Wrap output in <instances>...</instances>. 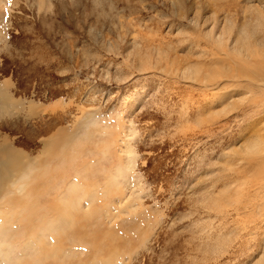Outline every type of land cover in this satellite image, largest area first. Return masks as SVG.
Returning <instances> with one entry per match:
<instances>
[{
    "label": "rangeland",
    "instance_id": "1",
    "mask_svg": "<svg viewBox=\"0 0 264 264\" xmlns=\"http://www.w3.org/2000/svg\"><path fill=\"white\" fill-rule=\"evenodd\" d=\"M0 264H264V0H0Z\"/></svg>",
    "mask_w": 264,
    "mask_h": 264
},
{
    "label": "bare ground",
    "instance_id": "2",
    "mask_svg": "<svg viewBox=\"0 0 264 264\" xmlns=\"http://www.w3.org/2000/svg\"><path fill=\"white\" fill-rule=\"evenodd\" d=\"M255 54H256V53H255ZM260 142H261V141H260ZM260 142H259V144H257L256 146H255V144H253V145H254V147H252V150H253V151H256V150L261 149L260 146H261L262 143H260ZM249 148H250V147H249ZM250 149H251V148H250ZM253 153H255V152H253ZM256 153H257V152H256Z\"/></svg>",
    "mask_w": 264,
    "mask_h": 264
}]
</instances>
